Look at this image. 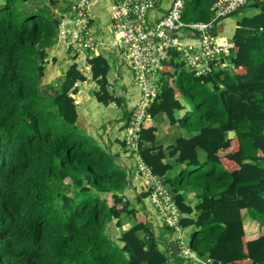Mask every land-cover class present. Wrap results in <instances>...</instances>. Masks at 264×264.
<instances>
[{"label":"trees","instance_id":"16d2710c","mask_svg":"<svg viewBox=\"0 0 264 264\" xmlns=\"http://www.w3.org/2000/svg\"><path fill=\"white\" fill-rule=\"evenodd\" d=\"M215 1L190 0L183 20H209ZM30 2L0 6V264H190L176 242L175 254L161 248V236L137 206L150 187L132 205L126 165L80 132L73 94L87 76L78 64H69L44 92L60 16L40 1L26 9ZM248 5L259 11L236 22L227 67L196 74L177 50L163 64L147 112L151 118L165 113L192 134L163 147L152 122L138 132V157L169 188L179 227L194 228L189 249L209 264H264V0ZM42 12L55 16L54 41L44 43ZM87 63L98 85L95 99L124 106L128 120L132 110L109 89L108 59L100 54ZM183 97L192 107L177 118ZM185 190L196 192V205L186 201ZM244 215L252 221L244 223ZM112 220L117 238L106 232Z\"/></svg>","mask_w":264,"mask_h":264},{"label":"built area","instance_id":"2783aa9c","mask_svg":"<svg viewBox=\"0 0 264 264\" xmlns=\"http://www.w3.org/2000/svg\"><path fill=\"white\" fill-rule=\"evenodd\" d=\"M248 0H216L209 20L184 21L186 0H171L157 19L152 12L160 0H110L112 38L103 39L92 29L88 0H76L61 20L58 38L73 54L86 59L111 50L124 59L137 86L139 99L126 126L125 140L136 159L137 171L150 187L149 200L169 226H176L179 211L171 194L137 155L141 125L148 119L147 108L158 93L155 77L172 50L179 51L185 67L196 74L227 67L232 44L213 32L217 20L242 7ZM184 253H188L185 249Z\"/></svg>","mask_w":264,"mask_h":264},{"label":"rangeland","instance_id":"374dc122","mask_svg":"<svg viewBox=\"0 0 264 264\" xmlns=\"http://www.w3.org/2000/svg\"><path fill=\"white\" fill-rule=\"evenodd\" d=\"M30 4H28L27 8L26 9H30L31 8V5L33 4H36L37 1L39 2H43L45 3L47 6L50 7V10L54 13H67V7L69 5V3L73 0H30ZM4 0H0V6L3 4ZM186 4L187 6L190 7V0H186ZM22 3H20L19 1L16 3V6H21ZM106 0H98L94 5L93 7L91 8V11H93L94 13H99L101 15V18H106L107 17V10H106ZM259 11V9L257 7H254V6H250L248 5V3L243 6L241 8V11L238 12V13H235L227 18H224L222 19L216 26V29H221L220 30V33L222 34H225L227 36H231V31L230 29L233 28V26L235 25V23L243 16H251L255 13H257ZM42 15V17L44 18L45 22H46V37L44 39V43H46L47 41H54V38H55V35H56V28L54 26V23H53V18L55 17L53 14H48V13H40ZM190 20V19H189ZM219 31V30H218ZM53 43V42H52ZM54 44V43H53ZM63 50V48H62ZM64 52V50H63ZM65 54V63H64V66H58L57 67V70L58 71H61L66 67H68L69 63L71 62L72 58H71V55L70 54H67L66 52L64 53ZM105 56L106 58L108 59L110 65H116L117 62H118V73H119V76L121 75H129L126 74V67L122 64H119V60L115 57L114 53L112 52H107L105 53ZM83 60V59H82ZM85 61H80V64L79 65H82ZM45 67L48 68L47 64H45ZM60 68V70H59ZM48 72V71H47ZM45 71V75L41 81V84L42 86L44 85H48V82H49V85L51 86H55V83H56V80L54 78H52L51 80L50 79V75ZM51 72V71H49ZM47 73V74H46ZM122 77V76H121ZM126 78H128L126 76ZM112 83H110V89L111 91L115 94V95H122L124 92L123 90L125 89L124 86L118 84L116 81H113L111 80ZM88 82L90 83V85H83L82 83H79L77 84L78 85V90L79 92H81V94L78 96V93L77 94H73V97L75 100H78L80 101L82 96L85 94V93H89L91 94V92L93 93V88H96L97 86V83L95 81H91V79H88ZM47 87H50V86H47ZM46 88V87H45ZM82 89V91H81ZM49 90V89H48ZM93 96V95H92ZM123 97V96H122ZM180 101L181 103L184 105V108L181 109V110H176L175 111V116L176 117H181L185 110H188L192 107L191 105V102L190 100L187 98V97H183V98H180ZM87 106V107H86ZM86 106H84V108L86 109L87 113H88V117L90 118V121L93 123V124H90L91 127L93 126V129L90 128H86V129H79L80 132L84 135H87L89 137H93L95 138L94 140L100 144L101 146H106L107 145V138H110L111 137V134L109 133H106V130H107V127L109 125H116L118 123V121L120 119H122L123 115H124V111H125V107L124 106H117L115 103H112L110 105H104L102 103H99L97 102V100L94 98V97H91V100L86 104ZM77 107V111L79 110L80 111V105L76 106ZM150 122H152V124H154L155 126L159 127L160 129V126L163 125L160 123V121H164V123L167 124V121H168V117L166 116L165 113H158L157 115H155L153 118H151L149 120ZM82 123V122H81ZM80 123V124H81ZM174 126V125H173ZM172 128V127H170ZM90 129V130H88ZM158 129V130H159ZM173 129V128H172ZM94 134V135H93ZM192 133L191 132H188L187 130L181 128L180 126H178L176 128V132L173 134H170V136L168 137H164V135L160 132L157 134V137H158V142L159 143L160 141H162L163 143L165 144H168V143H172L174 142L175 138L176 137H179V136H190ZM234 135V132L230 131L228 133V137H232ZM163 140H162V137ZM175 136V137H174ZM160 138V139H159ZM157 139V138H156ZM120 152H122L123 154H127L125 157H131L133 160H134V155H132V152L130 151H126V150H120ZM204 152L199 149V158L200 159H203L204 158ZM169 173L173 174L174 173V170L170 171ZM137 175V174H136ZM140 176L141 174H139V176L137 175V177L140 179ZM134 178V177H133ZM139 183V180L136 179V184ZM142 185H145V180H141L140 181V186L137 184V188L139 189H142ZM127 188L131 189L129 191H127L125 193L126 197L129 198L132 202V205H136L135 203V197H136V194L137 192H133L132 190V186L129 185ZM142 191V190H140ZM139 191V192H140ZM187 191V190H185ZM186 194V193H185ZM185 199L186 201L188 202V200L190 201L191 204H194L195 203V197L193 194H186L185 196ZM188 199V200H187ZM143 205L141 204H138L137 203V206L144 210V208L146 207H149L151 205V201L148 199V198H145L143 200ZM148 210V213L151 212V213H154V221L152 222V217L150 214L149 215V220L151 221L152 223V228L154 230V232L161 236L162 239H169L171 236L169 234V232L166 230V229H163V230H158L159 227H164V220L163 218L160 216V214L157 213V210L154 208V211H152L151 209H147ZM144 212H146L144 210ZM242 212L244 213V210H242ZM147 213V212H146ZM252 221L247 215H244V223H247V222H250ZM253 225L255 227H257V224L254 222ZM193 227L192 226H189V227H186V228H182V234H183V237L185 238V240L188 241L189 239V236L191 234V232L193 231ZM106 232L109 234V236L111 238H117L118 234H119V229L115 226L114 224V220L108 222L106 224ZM182 239V237H181ZM180 240V239H179ZM160 241V244L163 242L162 240H159ZM118 244H120L118 242ZM163 246V245H162ZM191 254H193L191 252ZM185 258L187 256H184ZM193 258H191V261H190V264H196V261L193 260ZM185 264H188L187 262Z\"/></svg>","mask_w":264,"mask_h":264},{"label":"crops","instance_id":"0c3cea01","mask_svg":"<svg viewBox=\"0 0 264 264\" xmlns=\"http://www.w3.org/2000/svg\"><path fill=\"white\" fill-rule=\"evenodd\" d=\"M73 1H71L70 3H72ZM97 1L98 0H88V11H89V14L92 16L91 26H92L93 31L98 36H101L103 39L110 40L112 38V33H111V29H110V21H111L110 0H106L105 7H106V10H107L108 13H107V17L103 18V19L101 18V15L99 13H94L93 11H91V8L93 7V5ZM170 4H171V0H160L157 9H155L152 12V19L157 20L168 9ZM235 27H236V23L233 26V28L230 29L231 36L233 34V31H234ZM220 34L222 35L221 37L223 39H225L227 41H230L231 36H227V35L222 34V33H220ZM62 48H63L64 52H63ZM65 52L67 54H70L66 50V48L64 47V44L61 41H56L54 44H52L48 48V51H47V53H48V56H47L48 62L46 63L48 68L45 67V71L46 72L48 71L47 73L50 75V79L49 80H51L52 78H54L55 80L60 78L62 76L63 72L66 70V67L62 70V72L57 70V67L59 65L60 66H64V63H65V54L64 53ZM107 52H111L112 53L113 51H110V50L103 51L102 54L105 56V53H107ZM113 53H114L115 57L119 60V64H122V65H124L127 68L126 69V74L129 73V75H125L124 74V75H121L122 77L119 76V73H118L119 69H118V65H117L118 62H117V64L115 66L114 65H112V66L110 65L111 69H110V71L108 73V78H109L110 83H112L111 80H113V81H116L118 84L124 86V88H125L123 90L124 93L122 95H120V96H123V98H124V103L126 104V109H130L131 107L134 106V104L138 100V89H137V86L135 85V83H134V81L132 79L131 72H130L129 68L127 67L124 59L121 58L120 56H118L115 52H113ZM81 68L84 70V73L87 76V80H85L83 82H78L77 84L82 83L83 85H90V83L88 82V79H91L90 78V68H89V66L85 65V63H84V64H82ZM59 70H60V68H59ZM49 71H51V72H49ZM126 76L128 78H126ZM91 81H94V80L91 79ZM49 82H48V85H49ZM97 89H98V85L96 86V88H93V91L97 90ZM81 91H82V89H81ZM77 93H78V96L81 94V92H79V90H78ZM77 93H75V94H77ZM92 95H93L92 92H91V94L85 93L82 96L80 101L75 100L76 106L80 105V111L78 110L77 125L81 129H86L87 127L90 128L91 127L90 124H93L90 121V118L88 117V113H87L86 109L84 108V106H86V104L91 100V97H94ZM110 104H112V103H110ZM110 104H108V105H110ZM160 123L163 124V125L160 126V129H159V127L156 126V128H157V131H156V138H157L156 139V143L158 142V137H157L158 133L161 132L164 135V137H168V136H170V134H172V133L174 134L176 132V128L178 127V124H176V123L175 124H170L169 121H167V124L164 123V121H160ZM124 124H125V118L122 117V119H120L116 125H112V126L109 125L107 127L106 133H108V134L110 133L111 137L107 138V141H106L107 145L106 146L111 152H113L116 155H118V159H119V161L121 163H123L127 167H129L132 190H133V192H137L138 193L141 189L137 188V184L140 186V181L141 180L135 174L134 160L131 157H129V158L125 157L127 154H123L122 152H120V150H125V147L121 145V142H122L123 137H124V129H125ZM170 127H172L173 129L170 128ZM91 129H93V126L91 127ZM88 130H90V129H88ZM164 137H162V140H163ZM157 144H160L163 147H166L170 143L165 144L162 141H160ZM136 179L139 180V183H137V184H136ZM129 190H131V189L126 188L125 193L127 191H129ZM184 193L193 194L194 197L196 195V192H191V191H184ZM188 202L190 203L189 200H188ZM198 202H199V200L195 197V203L194 204L190 203V204L191 205H196ZM148 208L151 209L152 211H154L152 205H150L149 207H147V208L145 207L144 208V210L147 212V213L146 212L145 213L147 214V216H149L148 214H150L153 217L154 213H151V212L148 213V210H147ZM154 218H155V216L152 218V222L154 221ZM170 236H171V234H170ZM162 241L163 242L160 245L161 248L169 249L168 252H169L170 255L175 254L177 252V250L175 248V241L172 240V237H170L169 239L168 238L167 239H162ZM171 257L172 256H170V258ZM193 257H194L193 260L196 261V264H209L208 261L200 260L199 258H197L195 256H192V258ZM187 261H191V259H189Z\"/></svg>","mask_w":264,"mask_h":264},{"label":"clouds","instance_id":"9594fccd","mask_svg":"<svg viewBox=\"0 0 264 264\" xmlns=\"http://www.w3.org/2000/svg\"><path fill=\"white\" fill-rule=\"evenodd\" d=\"M76 0H74L72 3H69V5H68V7H67V13H65V15H64V13H59L58 15L60 16V21H59V24H58V31H59V25H60V23H61V20L64 18V17H67L68 16V13H69V11H70V9H71V6H72V4L75 2ZM249 1V0H248ZM248 1H247V3H248ZM246 3V4H247ZM159 4V3H158ZM245 4V5H246ZM245 5H243V6H245ZM242 6V7H243ZM242 7H240V8H242ZM239 9V8H238ZM237 10V9H236ZM224 17V16H223ZM222 18V17H221ZM221 18H219L218 20H217V23H216V25L222 20ZM91 20H92V18H91ZM216 25H215V27H216ZM214 27V28H215ZM215 33V32H214ZM219 32H217V33H215V34H218ZM219 36H222L220 33L218 34ZM56 41H61V40H59V38H58V34H57V38H56ZM55 41V42H56ZM54 42V43H55ZM232 45H233V43L231 42V41H229ZM64 47L66 48V50L70 53V55H71V58H72V60H71V62H70V64L71 63H73V62H75V63H77L78 64V67H79V69L80 70H82L83 71V73H84V70L81 68V66L82 65H79L80 64V61H85L84 63H85V65H88L89 66V64L87 63V59L89 58V57H92V56H96V55H94V54H92V55H90V56H87L86 57V59H83L82 60V58H79L78 56H76L75 54H73V52L71 51V49L70 48H67L65 45H64ZM103 51H107V50H103ZM103 51H101L100 53H98L97 55H100V54H102V52ZM111 51V50H110ZM182 59V58H181ZM184 62V61H183ZM83 63V64H84ZM228 66V65H227ZM89 68H90V66H89ZM162 69H163V67H162ZM161 69V70H162ZM160 70V71H161ZM160 71L157 73V76L155 77V79H156V82H157V84H158V92H159V87H160V85H159V74H160ZM85 74V73H84ZM132 76V75H131ZM50 86V85H49ZM50 87H52V86H50ZM47 88V90L49 89L50 90V88L49 87H46ZM53 89H54V87H52ZM158 95V93L156 94V96ZM156 96L154 97V99L156 98ZM138 99H139V94H138ZM153 99V100H154ZM138 101V100H137ZM153 102V101H152ZM151 102V103H152ZM137 103V102H136ZM136 103L134 104V106L133 107H131L130 109H128V111H130V110H132V112H133V110H134V108H135V106H136ZM150 103V104H151ZM149 104V105H150ZM149 107V106H148ZM148 109V108H147ZM147 111V110H146ZM132 112H130V115H129V117H128V120H126V118H125V124H124V127H125V129H124V137H123V140L125 141V150L126 151H130V152H132L131 150H129V148L127 147V144H126V140H125V134H126V126H127V124H128V121H129V118H130V116H131V114H132ZM148 113V112H147ZM149 115V114H148ZM151 119V117H150V115H149V117H148V119L146 120V121H149ZM145 121V122H146ZM122 140V141H123ZM132 155H133V152H132ZM127 167V166H126ZM128 168V173L130 174V171H129V167H127ZM134 168H135V174H137L138 176H139V172L137 171V165H136V159H135V156H134ZM131 178V177H130ZM159 179L161 180V182H162V184L166 187V189L169 191V188L163 183V179L161 178V177H159ZM140 180H143V177L142 176H140ZM142 187V191L143 190H145V189H147V187H146V184L145 185H142L141 186ZM169 193H170V191H169ZM171 194V193H170ZM172 197V196H171ZM146 198H148L149 199V196H147ZM145 199V198H144ZM143 199V200H144ZM173 200V199H172ZM151 205H152V207H153V210H154V206H153V204L151 203ZM177 208V207H176ZM156 209V208H155ZM179 211V210H178ZM157 213H158V211H157ZM159 214V213H158ZM147 215V214H146ZM161 216V215H160ZM162 217V216H161ZM181 217V214H180V212H179V217H178V221H177V224H176V226H169V225H167L165 222H164V227H170L171 229H172V232H170V230H169V233L171 234V237H172V240H174L176 243H177V245H178V247H179V253L184 257V256H187L186 257V259L187 260H189V259H191L192 258V256H195V254L189 249V247H188V245H187V240H185V238L183 237V234H182V229L179 227V224H178V222H179V218ZM147 218L149 219V216H147ZM163 218V217H162ZM150 221V220H149ZM151 222V221H150ZM152 224V223H151ZM163 226L162 227H159L158 228V230H163V229H166V228H164ZM155 233V232H154ZM156 234V233H155ZM157 235V234H156ZM157 236H160V235H157ZM181 237H182V239H181ZM180 239V240H179ZM185 249H187L188 250V253H184V250ZM191 252L193 253V254H191ZM196 257V256H195Z\"/></svg>","mask_w":264,"mask_h":264},{"label":"water","instance_id":"95a60500","mask_svg":"<svg viewBox=\"0 0 264 264\" xmlns=\"http://www.w3.org/2000/svg\"><path fill=\"white\" fill-rule=\"evenodd\" d=\"M241 11V8H239V9H237V10H235V11H233V12H231V13H229V14H227V15H225L224 17H222L221 19H224V18H227V17H229V16H231V15H233V14H235V13H238V12H240ZM50 89H53L52 87H49ZM47 90V88H45L44 89V92ZM58 90V89H57Z\"/></svg>","mask_w":264,"mask_h":264}]
</instances>
